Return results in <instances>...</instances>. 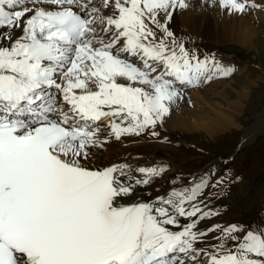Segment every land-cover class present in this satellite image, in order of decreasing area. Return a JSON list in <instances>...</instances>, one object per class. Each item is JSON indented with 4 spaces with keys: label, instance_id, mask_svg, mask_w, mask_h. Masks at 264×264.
<instances>
[{
    "label": "snow or ice",
    "instance_id": "1",
    "mask_svg": "<svg viewBox=\"0 0 264 264\" xmlns=\"http://www.w3.org/2000/svg\"><path fill=\"white\" fill-rule=\"evenodd\" d=\"M190 6L0 0V264H264V226L200 227L218 215L200 199L213 172L125 205L167 167L93 163L110 141L158 136L188 89L234 73L175 38L169 23ZM211 231L217 243L201 246Z\"/></svg>",
    "mask_w": 264,
    "mask_h": 264
},
{
    "label": "rangeland",
    "instance_id": "2",
    "mask_svg": "<svg viewBox=\"0 0 264 264\" xmlns=\"http://www.w3.org/2000/svg\"><path fill=\"white\" fill-rule=\"evenodd\" d=\"M256 25H258V23H256ZM259 26V31L255 35V37H253V41L257 44L251 47H244L240 44L235 43L234 41H230L225 44H219L212 40H207L197 35L184 32H180L177 37L179 38L177 39L178 41L183 40L185 46L189 50L197 49V46H193V43L196 44L198 40L199 43L203 44L207 48L214 47L213 49H216L217 47L218 50L220 49L224 51H231L234 52L240 59L258 65L255 66L254 64H252V69L248 70L243 75H240L238 77L231 76L228 79H216L205 84L204 86L201 85V87H199L200 92L208 96L211 94L213 95V93L216 92H219L220 94L223 92H227L228 98L236 99V92L239 91L241 92V94L243 93V98L241 99V111H239L238 114L234 115L237 122L240 123V128L230 127L227 129H221V127H219L217 128V130L214 129V131L212 129L209 131H204L199 128L190 131L183 130L184 132L177 128H165V130L160 128L161 132L165 131L164 134H167L169 136L168 138L170 139V142L172 139H174L176 140L174 142H179V144L184 147V153H182L178 147L167 145L173 147L174 151H176L180 156L188 161V165H186L184 168L189 171H193L191 169H194L201 163L212 160L215 157L220 158L219 164L221 162L223 163L222 158L227 154L233 152L232 149L234 148V146L242 145V148L239 150L243 154L241 157V161H245L247 167L249 165V174L247 176V179H243L240 184L238 183V185L234 186L233 195H231L229 199L225 200L230 204V206L234 208L238 207L240 209L249 208L250 202L252 201V195L264 192V151H261V149L264 147V24L260 22ZM196 51L201 57H203L204 54H207L205 51H199L198 49ZM246 75H249L250 78L247 81H243V78H245ZM248 81H253V84L250 85V88H244L243 85L245 84L246 86L248 84ZM230 82H232L234 90H231L229 88ZM203 107L201 106L202 109H204ZM201 116L203 118L206 117L203 113L201 114ZM203 118L199 119L203 120ZM249 124L251 125L247 127ZM247 129L249 132H255L250 135V137L248 138L249 140L247 139L248 142L241 143L240 140L244 137L245 131ZM168 130L185 134L178 135L176 133H169ZM153 139L160 140L159 137H154ZM184 141L186 142V144H184ZM191 144L194 145V147H192ZM254 146L255 153H253V156L255 155V158L258 160L257 155H259L258 157L261 159L260 161L258 160L259 165L257 160H254L250 166L249 158L252 155L250 149ZM153 149L156 152L163 153L167 157V159L170 156V152L172 153V151L160 147H148L146 149L139 148L137 150L149 151ZM135 152L136 150L134 151V153ZM174 171L176 174H178L177 170ZM258 171L260 172L258 173ZM261 185H263V189L258 190ZM256 189L258 192L256 191ZM243 197L245 198L243 199Z\"/></svg>",
    "mask_w": 264,
    "mask_h": 264
},
{
    "label": "bare ground",
    "instance_id": "3",
    "mask_svg": "<svg viewBox=\"0 0 264 264\" xmlns=\"http://www.w3.org/2000/svg\"><path fill=\"white\" fill-rule=\"evenodd\" d=\"M188 2L194 7L190 6L185 10L177 11L169 23V28L174 33V36H178L180 32H184L197 35L207 40H212L219 44H225L230 41H234L244 47H251L257 44L253 41V37H255L259 31L260 22L264 24V11L257 9L246 15L229 16L227 14L222 15L217 8L210 9L206 5L201 7L202 0H188ZM256 23H258V25H256ZM249 78V75H246L243 81H247ZM232 82H230V86H228L231 90H234ZM252 84L253 81H248V84L246 86L244 84L243 87L250 88ZM242 98L243 93L241 94L239 91L236 92V99H230L228 98L227 92L221 94L216 92L208 96L202 94L199 88L188 89L185 99L179 101V106L173 109L163 126L159 128L164 130L165 128H177L182 130V132H184L183 130L190 131L199 128L204 131H209L211 129L214 131V129L217 130L219 127H221V129L230 127L240 128V123L237 122L234 115L241 111ZM189 99L192 101L191 104L187 102ZM201 104H203L204 107ZM201 106L204 109H202ZM202 113L205 114L206 117L204 118L206 119L201 116ZM199 118H203V120L201 119V121ZM168 131L169 133H176L178 135L185 134L171 130ZM247 131L248 129L245 131L244 137L240 140L241 143L248 142L250 135L255 132ZM148 147H160L172 151L168 159L173 170H184V167L188 165V161L174 151L173 147L161 144L159 140L152 139L146 134L139 137L129 136L121 141H110L103 149L98 150L100 159L99 161L94 160L93 163L106 166V164L110 162L121 159V154L125 152L134 153V151L139 148L146 149ZM151 186L142 188L141 190L145 192L138 191L137 194L141 196V198L147 197L146 192ZM154 195H157V193Z\"/></svg>",
    "mask_w": 264,
    "mask_h": 264
}]
</instances>
